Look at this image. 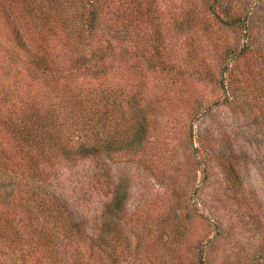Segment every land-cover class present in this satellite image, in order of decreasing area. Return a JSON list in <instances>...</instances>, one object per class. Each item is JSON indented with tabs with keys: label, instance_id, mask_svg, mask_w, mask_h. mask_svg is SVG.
Returning <instances> with one entry per match:
<instances>
[{
	"label": "rangeland",
	"instance_id": "obj_1",
	"mask_svg": "<svg viewBox=\"0 0 264 264\" xmlns=\"http://www.w3.org/2000/svg\"><path fill=\"white\" fill-rule=\"evenodd\" d=\"M208 1L155 0L149 4L153 22L140 24L128 5L130 19L142 25V44L152 55L159 49L165 67L144 71L133 59L131 68L125 64L115 72L121 84L129 83L121 76L134 78L125 84L135 96L124 108L138 133L134 140L102 133L100 189L111 208L103 202L93 215L75 206L77 236L71 240L56 229L55 261L61 255V264H77L83 254L91 256V264H264V0H219L221 17L223 9L233 16L247 12L246 35L226 28L208 10ZM5 23L0 9V135L15 152L6 118L54 101L61 90L9 56ZM230 52L238 56L231 60L225 88L202 77L219 79ZM74 155L66 152L63 162L80 167L87 162ZM0 181L4 201L16 205L23 229L29 221L24 181L1 169ZM13 251L0 244V263L55 262L42 250L30 260Z\"/></svg>",
	"mask_w": 264,
	"mask_h": 264
},
{
	"label": "trees",
	"instance_id": "obj_2",
	"mask_svg": "<svg viewBox=\"0 0 264 264\" xmlns=\"http://www.w3.org/2000/svg\"><path fill=\"white\" fill-rule=\"evenodd\" d=\"M153 1L131 0L132 5L128 0H0L11 38L9 56L57 82L61 90L46 106L32 104L22 108L15 119L6 118L12 145L19 153L0 135V169L24 181L22 199L29 213L28 224L20 229L21 217L16 205L4 201L7 192L0 181V244L16 250L24 260L42 250L44 257L55 261V251L59 253L56 229L67 231L71 240L77 236L75 206H86L84 210L93 215L103 202L111 208L101 197L98 143L102 133L132 140L138 133L129 127V109L124 108L125 101L129 105L135 96L126 87L134 78L121 76L129 81L121 84L115 80V72L125 64L131 68L133 59L144 71L165 67L159 49L152 55L142 44L143 39L146 42L142 25L137 28L127 12L130 5L132 15L139 16L138 24L153 22L149 5ZM207 6L226 28L242 35L249 32L247 12L233 16L223 9L225 17H221L219 0L208 1ZM107 16L110 22L105 20ZM154 33L157 39L159 32ZM230 56L222 63L219 79L209 73L202 77L225 88L231 60L238 54L230 52ZM66 152L83 156L87 162H81V167L65 164ZM115 200L118 206L119 198ZM88 221L85 219V228ZM115 241L109 246L113 253L119 244ZM90 259L82 254L77 264H91ZM62 261L60 255L51 264Z\"/></svg>",
	"mask_w": 264,
	"mask_h": 264
}]
</instances>
